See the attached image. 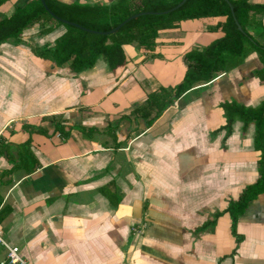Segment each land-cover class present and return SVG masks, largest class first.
I'll return each mask as SVG.
<instances>
[{"label":"crops","instance_id":"obj_1","mask_svg":"<svg viewBox=\"0 0 264 264\" xmlns=\"http://www.w3.org/2000/svg\"><path fill=\"white\" fill-rule=\"evenodd\" d=\"M28 1L5 4L0 19ZM251 19L249 32L264 45V14ZM224 22H182L161 31L151 52L127 45V62L116 73L99 60L75 76L35 57L29 39L52 45L63 27L42 35L38 24L24 32L23 45L0 46V140L30 141L38 163L33 173L11 174L13 165L0 155V237L27 264H264V194L239 218L238 240L224 213L259 178L255 126L244 133L238 121L229 138L220 130L226 125L221 104L264 101L259 55L252 51L240 67L196 86L150 128L134 115L150 94L183 81L186 54L223 37ZM52 116L98 132L75 128L64 140L50 120L42 122ZM36 126L49 135L36 133ZM6 258L0 246V264Z\"/></svg>","mask_w":264,"mask_h":264},{"label":"trees","instance_id":"obj_2","mask_svg":"<svg viewBox=\"0 0 264 264\" xmlns=\"http://www.w3.org/2000/svg\"><path fill=\"white\" fill-rule=\"evenodd\" d=\"M11 1L0 0V8ZM45 2L59 19L92 32L56 20L45 9L41 0H29L24 5L14 6L10 16L0 19V46L23 45L24 32L38 24L42 35L51 34L56 28L63 27L65 33L52 45L31 46V49L35 57L51 61L58 68L67 66L75 76L92 70L99 60L105 61L111 73H116L127 62L125 46L137 44L142 50L151 52L161 31L175 29L185 21L225 18V22L218 26L223 37L201 51L193 50L186 54L188 69L183 81L172 89L162 88L158 93L150 94L142 106L135 108L134 115L145 122L146 128L152 127L170 107L196 86L211 82L217 74L228 73L240 67L250 52L259 53L264 65V45L249 32L253 24L251 15L264 14L263 4L253 5L249 0H187L174 10L183 0H118L113 5L66 4L59 0ZM138 14L143 15L133 18L117 32L107 34ZM239 25L242 30H239ZM259 74L264 81V68ZM221 107L226 125L220 130L226 131V138L231 136L233 126L238 121L244 124V133L254 125V146L261 153L257 182L248 186L238 201L230 202L224 212L230 215L231 231L238 240L236 227L239 218L246 212L251 201L264 194V101L258 107H246L235 101L225 102ZM46 120H50L54 135L58 134L64 140L76 128L67 127L62 116L43 118L42 122ZM32 129L36 133L49 135V130L42 126ZM76 129L84 134L98 132L82 126ZM30 143L13 146L0 140V155H5L13 165L11 174L17 170L27 173L36 171L38 163L30 149ZM221 215L223 212L217 213L205 228L214 225Z\"/></svg>","mask_w":264,"mask_h":264},{"label":"built area","instance_id":"obj_3","mask_svg":"<svg viewBox=\"0 0 264 264\" xmlns=\"http://www.w3.org/2000/svg\"><path fill=\"white\" fill-rule=\"evenodd\" d=\"M58 137H60V135H58ZM136 231L137 229H134V232ZM0 246L7 249V258L2 261L1 264H27L26 260L21 257L18 247L8 245L1 237Z\"/></svg>","mask_w":264,"mask_h":264},{"label":"water","instance_id":"obj_4","mask_svg":"<svg viewBox=\"0 0 264 264\" xmlns=\"http://www.w3.org/2000/svg\"><path fill=\"white\" fill-rule=\"evenodd\" d=\"M186 1H187V0H183V2H182L181 4H179L174 10L178 9L179 7H181ZM41 2H42V4H43V6L45 7V9H46V10H47V11H48V12H49V13H50V14H51L56 20H59V21L65 23V24H68V25L76 26V27H78V28H80V29H82V30H84V31L92 32L91 30H88V29H86V28H84V27H82V26H79V25H77V24H74V23H71V22H68V21H65V20L59 19L58 17H56V16L50 11V9L48 8V6H47L45 0H41ZM140 15H143V14L135 15L134 17L128 19V20L125 21L122 25H120L119 27L113 29L111 32H109V33H107V34L117 32V31H118L119 29H121V27L124 26L127 22H129V21L132 20L133 18H136V17H138V16H140ZM239 30H242V27H241L240 25H239Z\"/></svg>","mask_w":264,"mask_h":264},{"label":"rangeland","instance_id":"obj_5","mask_svg":"<svg viewBox=\"0 0 264 264\" xmlns=\"http://www.w3.org/2000/svg\"><path fill=\"white\" fill-rule=\"evenodd\" d=\"M253 22V21H252ZM50 25H53V23H51ZM57 27V26H56ZM26 42V41H25ZM28 44H30L31 46H37L36 45V41H34V40H30L29 39V41H28ZM257 53V52H256ZM259 56H260V54L259 53H257ZM261 57V56H260ZM264 76V75H263Z\"/></svg>","mask_w":264,"mask_h":264}]
</instances>
